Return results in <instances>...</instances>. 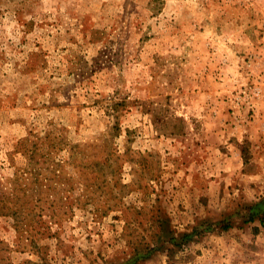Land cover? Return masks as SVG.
<instances>
[{
    "label": "rangeland",
    "instance_id": "374dc122",
    "mask_svg": "<svg viewBox=\"0 0 264 264\" xmlns=\"http://www.w3.org/2000/svg\"><path fill=\"white\" fill-rule=\"evenodd\" d=\"M0 264H264V0H0Z\"/></svg>",
    "mask_w": 264,
    "mask_h": 264
},
{
    "label": "trees",
    "instance_id": "16d2710c",
    "mask_svg": "<svg viewBox=\"0 0 264 264\" xmlns=\"http://www.w3.org/2000/svg\"><path fill=\"white\" fill-rule=\"evenodd\" d=\"M165 223L161 221V226H160V238L164 236V233H166V228H165Z\"/></svg>",
    "mask_w": 264,
    "mask_h": 264
}]
</instances>
